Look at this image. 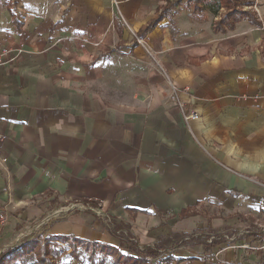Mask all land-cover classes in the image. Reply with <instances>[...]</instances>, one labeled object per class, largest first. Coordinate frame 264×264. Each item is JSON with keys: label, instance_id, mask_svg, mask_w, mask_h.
<instances>
[{"label": "crops", "instance_id": "0c3cea01", "mask_svg": "<svg viewBox=\"0 0 264 264\" xmlns=\"http://www.w3.org/2000/svg\"><path fill=\"white\" fill-rule=\"evenodd\" d=\"M187 2L0 0V254L40 233H180L165 264H264V0L226 29Z\"/></svg>", "mask_w": 264, "mask_h": 264}, {"label": "trees", "instance_id": "16d2710c", "mask_svg": "<svg viewBox=\"0 0 264 264\" xmlns=\"http://www.w3.org/2000/svg\"><path fill=\"white\" fill-rule=\"evenodd\" d=\"M187 3L194 8L195 12H200L203 9H223L222 16L216 22V27L219 29L230 28L243 18H247L253 24L259 23L258 12L246 10L244 0H188ZM250 4L252 5V3ZM193 213L195 210L190 208V210H184L181 216H189ZM120 236L122 237L120 245L114 247L105 242L88 240L76 235L44 236L42 233L34 234L21 245L2 251L0 264H59L64 257L65 260L60 264H66L69 261H77L78 264H108L110 262L128 264L132 258H136L134 261L136 264H151L149 256L161 255L168 247H176L185 237L176 233L171 237L161 238L160 242L153 246L147 245L141 249L130 236H124L123 233ZM193 239L195 238L193 237ZM220 241V239H213L211 243H208L207 238L200 239L203 246L209 247L217 246ZM122 248L127 249L128 252L124 253ZM163 259L169 262L175 258L164 256Z\"/></svg>", "mask_w": 264, "mask_h": 264}, {"label": "built area", "instance_id": "2783aa9c", "mask_svg": "<svg viewBox=\"0 0 264 264\" xmlns=\"http://www.w3.org/2000/svg\"><path fill=\"white\" fill-rule=\"evenodd\" d=\"M142 41V39L140 40V42ZM9 50H4L2 52H0V65L6 63L5 59L3 58L4 54H8ZM150 58H152V63L158 68V70L160 72H162V74L164 75V78L167 82L168 87L170 88L169 90V95L167 97V102L168 103H173L175 104V106L178 107L180 113L184 116V119L186 122H189L190 120H198L201 118V116L196 112V110H194L193 108H191V101H190V97H188L187 99L182 97L183 93H186L187 91H189V87H186L185 89H181L179 86L176 85V83L173 81V79L170 77V75L168 74V72H166V70L163 68L160 60L158 58H156L152 53L149 52ZM13 59V58H12ZM264 98V92L259 93L257 95H255V98ZM4 139H6V135H4V133L0 130V141H3ZM1 161H6V158H2V156L0 157ZM263 230H264V226H263ZM264 237V235H263ZM247 247H249V245L245 244ZM264 249V241H263V247Z\"/></svg>", "mask_w": 264, "mask_h": 264}, {"label": "rangeland", "instance_id": "374dc122", "mask_svg": "<svg viewBox=\"0 0 264 264\" xmlns=\"http://www.w3.org/2000/svg\"><path fill=\"white\" fill-rule=\"evenodd\" d=\"M250 3H252V5L250 4ZM257 0H246V10H253V11H255V12H257ZM253 221H254V219H252L251 221H250V223H252V224H254L253 223ZM235 225V224H234ZM194 234L195 233H198V232H193ZM27 238H29V237H27ZM189 245V247H192L193 248V250H195V251H197V250H200V246H196V242L195 241H190V243H188ZM191 248V249H192ZM141 249H144L143 247H141ZM186 249V248H185ZM5 251V250H4ZM195 251H193V252H195ZM123 252L124 253H127L128 252V250L127 251H125L124 249H123ZM66 255V254H65ZM164 256H171V257H173V255L171 254V252H166V251H164V252H162V254L161 255H159V256H156V257H154V256H149V262H151V264H156V263H158V264H165L166 262H168V261H164ZM65 260V257L62 259V260H60V262H59V264L61 263V261H64ZM163 260V261H162ZM109 261H110V259H109ZM134 261H136V258H132L131 259V261H129L130 263H128V264H133V263H135L136 264V262H134ZM108 264H113L112 262H110V263H108ZM121 264H123V263H121ZM138 264V263H137ZM148 264V263H147Z\"/></svg>", "mask_w": 264, "mask_h": 264}]
</instances>
